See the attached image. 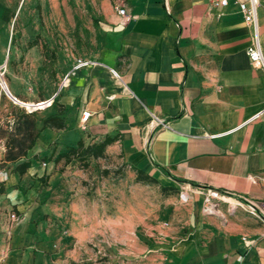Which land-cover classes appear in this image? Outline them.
<instances>
[{"label": "crops", "instance_id": "1", "mask_svg": "<svg viewBox=\"0 0 264 264\" xmlns=\"http://www.w3.org/2000/svg\"><path fill=\"white\" fill-rule=\"evenodd\" d=\"M21 4L0 0V62ZM257 21L264 50V0H258ZM250 43L251 28L233 0L224 7L212 0H121L103 12L98 50L78 58L89 64L73 70L77 59L70 62L57 83L68 74L66 85L54 94L68 128H80L82 112H90L80 128L86 144L110 138L106 151L164 187L193 199L218 190L224 201L248 204L264 218V72L246 54ZM153 115L167 126H156ZM43 133L57 132L43 129L35 144H47ZM8 175L0 171V182ZM13 204L20 211L24 203ZM248 207L235 208L218 229L197 224L169 234L147 248L148 263L264 264V221ZM64 221L88 224L68 214ZM55 233L40 224V247ZM30 240L24 226L10 231L9 240L0 233V264H21Z\"/></svg>", "mask_w": 264, "mask_h": 264}, {"label": "rangeland", "instance_id": "2", "mask_svg": "<svg viewBox=\"0 0 264 264\" xmlns=\"http://www.w3.org/2000/svg\"><path fill=\"white\" fill-rule=\"evenodd\" d=\"M120 1L22 0L8 53L0 62L6 61L7 86L0 78L1 86L17 100L0 90V130H10L14 112L33 113L38 127L47 110L57 109L53 94L59 77L70 62L98 50L103 12ZM45 100L46 106H31ZM81 131L65 126L56 135L43 133L47 144H34L24 158L4 165L5 140L0 137V171L11 176L0 182V233L9 240L15 227L30 230L21 264H153L147 261V248L169 234H183L197 224L218 229L235 208H247L242 202L214 199L216 206L204 212V193L182 200L181 188L164 187L115 151L104 150L97 158L78 153L67 164L53 163L60 152L76 146ZM22 160H31L32 168L18 176L13 168ZM6 200L12 203L4 204ZM18 200L24 203L20 211L13 204ZM67 214L71 221L85 218L88 224L69 227ZM42 223L45 232H56L47 247H40L37 234Z\"/></svg>", "mask_w": 264, "mask_h": 264}, {"label": "trees", "instance_id": "3", "mask_svg": "<svg viewBox=\"0 0 264 264\" xmlns=\"http://www.w3.org/2000/svg\"><path fill=\"white\" fill-rule=\"evenodd\" d=\"M58 87V86H57ZM57 89V88H56ZM65 107L58 105L57 109L40 120V125L37 127V120L33 113L20 111L14 112V121L10 130H0V137L4 138L5 151L3 154L1 164L15 163L24 158L27 151L30 150L37 141L40 132L43 129L63 130L65 129L64 117ZM112 140L105 138L100 143H93L84 145L83 140L79 139L76 146L70 147L66 152H60L53 163L63 160L65 164L69 163L71 159L76 158L78 153L88 154L95 158L103 156L105 147L109 145ZM47 165V162H43ZM32 168L31 160H22L18 162L14 168V174L18 176L24 175L28 169ZM141 172V171H139ZM45 181V178H42ZM154 180V178H151ZM1 182H4L1 180Z\"/></svg>", "mask_w": 264, "mask_h": 264}, {"label": "built area", "instance_id": "4", "mask_svg": "<svg viewBox=\"0 0 264 264\" xmlns=\"http://www.w3.org/2000/svg\"><path fill=\"white\" fill-rule=\"evenodd\" d=\"M233 1L236 4V6L238 7L240 13L242 14V17H243L245 24L251 28V43L246 49V54H247L251 64L260 68L264 72V50H263V47H262V44H261L260 38H259L258 21H257L258 0H233ZM212 2L214 5H216L218 7H224L227 5L228 0H212ZM116 11H117V14H119L120 16H124L125 18H128L127 14L125 12V9L123 7H117ZM88 64H89V61H87V60L77 59L75 65L73 67V70L76 68L82 67V66H86ZM3 66H4V64L0 66V78H2L4 81V70H3L4 67ZM67 76H68V74H66L63 77L60 84L58 85L59 90L63 86L66 85ZM4 83H5V81H4ZM5 86H7L6 83H5ZM0 90H2L3 92L5 90H8L7 87H6V89H3V87L1 86V81H0ZM55 94L53 96H55ZM52 98L53 97L50 98L51 101H52ZM46 101L47 100L43 101V102H45L44 106H46L45 105ZM89 116H90L89 111H83L82 112V114H81L82 125L80 126L81 129L85 128V122ZM153 122H155L156 126H158L160 128H165L167 126L163 119L156 117L154 115H153ZM42 166H46V164L42 163ZM204 194H205L204 200H203V211L204 212H210L216 206V204L212 202L214 199L215 200L216 199L217 200H224V198L226 197L225 194L220 193L218 190H212V189H208L207 191H205ZM180 198L182 200L183 199L186 200L188 198L187 192L184 190H181ZM246 206L247 207L249 206L248 210L252 214H255L256 216L260 217L261 220L264 221V218L262 216L263 212L260 214V213L256 212V210L254 208H251L250 205L246 204Z\"/></svg>", "mask_w": 264, "mask_h": 264}, {"label": "water", "instance_id": "5", "mask_svg": "<svg viewBox=\"0 0 264 264\" xmlns=\"http://www.w3.org/2000/svg\"><path fill=\"white\" fill-rule=\"evenodd\" d=\"M4 93L13 101H15V97L11 95L10 92H8L7 90L4 91ZM51 100V99H50ZM45 102H42V104L44 105ZM37 106V105H36ZM33 107V106H32Z\"/></svg>", "mask_w": 264, "mask_h": 264}, {"label": "bare ground", "instance_id": "6", "mask_svg": "<svg viewBox=\"0 0 264 264\" xmlns=\"http://www.w3.org/2000/svg\"><path fill=\"white\" fill-rule=\"evenodd\" d=\"M16 100H17V99H16ZM26 105H31V104H26ZM36 105H37V106H41V105H43V104H42V102H39V103H37V104H33V105H31V106L36 107Z\"/></svg>", "mask_w": 264, "mask_h": 264}]
</instances>
